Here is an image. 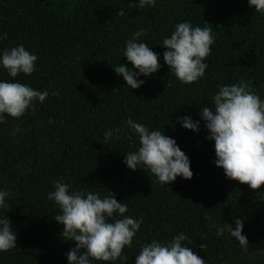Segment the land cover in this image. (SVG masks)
<instances>
[{"label":"trees","instance_id":"16d2710c","mask_svg":"<svg viewBox=\"0 0 264 264\" xmlns=\"http://www.w3.org/2000/svg\"><path fill=\"white\" fill-rule=\"evenodd\" d=\"M136 2L0 0V36H6L0 55L18 46L34 54L35 71L15 79L48 92L34 111L0 124V190L9 193L0 217L7 216L17 235V247L0 253V264H68L75 244L62 238L63 225L54 219L60 210L48 199L58 180L100 198L114 193L127 204L126 216L142 220L123 250L126 261L94 264H135L145 244L181 233L206 264H264V186L253 191L226 178L200 116L204 106H214L220 87L241 81L264 100V14L248 0H155L144 9L131 7ZM182 22L210 25L214 37L204 77L190 85L163 59V40ZM140 29L145 34L138 42L159 55L160 68L139 76L143 85L130 89L113 69L132 68L123 53ZM0 81H12L2 66ZM183 117L199 121V131L185 129ZM129 118L174 139L190 161L192 179L177 177L167 186L146 170L127 168L125 154L139 147ZM108 130L113 136L105 144ZM237 219L243 220L246 250L227 230L217 235Z\"/></svg>","mask_w":264,"mask_h":264},{"label":"clouds","instance_id":"9594fccd","mask_svg":"<svg viewBox=\"0 0 264 264\" xmlns=\"http://www.w3.org/2000/svg\"><path fill=\"white\" fill-rule=\"evenodd\" d=\"M248 4L255 12L264 14V0H248ZM154 5L155 0H137L131 7L144 9ZM117 15H124L123 10ZM144 34L140 29L126 41L123 55L132 68L120 64L113 69L130 89L143 85L144 80H139V76L150 77L160 68L159 55L146 43L138 42ZM0 39H6V36H0ZM213 43L210 25L201 28L188 22L179 23L170 38L163 40L164 62L182 84H193L204 77L208 67L204 61L210 55ZM36 61L37 57L23 46L4 49L0 55V66L12 78L11 82L0 81V124L6 123V116L19 119L27 110L34 111V102L43 103L47 98V91H37L15 79L20 74L30 76L35 71ZM213 105L204 106L200 116L210 133L206 139L214 141L216 167L223 169L228 180L258 191L264 186V100L253 92L250 82L241 81L220 87L213 97ZM179 122L187 130L199 131V121L183 117ZM126 123L139 141L136 151L125 154L123 162L127 168L146 170L160 184L167 186L177 177L192 179L190 161L174 139L163 131H149L131 118ZM115 131L119 133L120 129ZM112 136V130L105 132V144ZM54 188L48 193V199L60 210L54 219L63 225L61 236L64 241L75 244L67 253L68 264L126 261L123 250L132 246L142 223V220L125 215L127 204L118 202L115 194L110 192L100 198L91 191H70V186L59 180ZM8 195L7 191L0 190V209L9 207L5 202ZM225 230L239 246L247 249L248 240L242 234L243 220H235L234 228L224 223L217 235H222ZM16 240L10 220L7 216L0 217V253L16 248ZM186 240L192 243L181 233L167 243L152 241L145 244L136 256L135 264H206L191 247L184 245ZM205 247L201 244V251Z\"/></svg>","mask_w":264,"mask_h":264}]
</instances>
